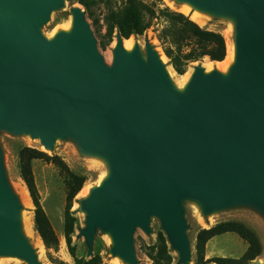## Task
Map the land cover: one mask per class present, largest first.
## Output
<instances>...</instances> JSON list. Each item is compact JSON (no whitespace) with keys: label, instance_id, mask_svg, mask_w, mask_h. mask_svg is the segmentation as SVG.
<instances>
[{"label":"water","instance_id":"obj_1","mask_svg":"<svg viewBox=\"0 0 264 264\" xmlns=\"http://www.w3.org/2000/svg\"><path fill=\"white\" fill-rule=\"evenodd\" d=\"M172 1L230 24L226 72L198 64L178 87L147 34L126 51L116 27L107 63L77 0H0V135L29 137L46 152L72 142L105 167L78 202L76 239L90 259L101 233L112 258L139 264L134 235L150 236L156 219L175 264H190L186 204L203 218L248 210L264 220V0ZM69 2V30L45 36ZM23 210L0 142V261L42 264Z\"/></svg>","mask_w":264,"mask_h":264},{"label":"rangeland","instance_id":"obj_2","mask_svg":"<svg viewBox=\"0 0 264 264\" xmlns=\"http://www.w3.org/2000/svg\"><path fill=\"white\" fill-rule=\"evenodd\" d=\"M104 3L96 7L94 16L89 17L87 14V21L97 39V47L99 53L103 56L107 63L111 62V50L113 48L114 35L111 43L104 38L107 32L104 17L108 9H119L122 7V0H104ZM146 6L154 8L155 10H162L168 8L171 11L179 12V5H176L172 0H139ZM108 2V5H106ZM77 4L67 3L63 10L51 14L49 22L43 27V34L47 37L54 32L63 29L70 20V8ZM180 13V12H179ZM97 20V21H95ZM168 26L167 19L164 15L157 12L156 19L153 20L152 27L149 28L142 36L132 35L130 38H137L141 46H143L144 35L147 34L151 43L155 46L157 52L163 58V63L173 83L180 87L184 81V77L192 72L193 66L200 64L205 65L212 63L209 70L220 67V65L211 62L207 57L202 58L196 62L189 63L185 67L183 75L177 74L169 59L164 54V45L158 40L159 32ZM205 30L220 33L226 43L232 44L233 35L230 29V24L222 20L207 19ZM115 33V32H114ZM187 52V49H183ZM0 142L4 152V165L9 181L15 192L21 199L24 210L22 213L23 227L26 236L30 240L33 247L37 250L39 260L42 264H85L95 256L100 258L101 264H122L118 259L112 258L109 254L110 241L106 235L98 233L94 240L93 257L87 258V248L84 244L83 238L76 239L78 230L84 226V216L79 211L78 202L81 196H76L72 201L69 209V216L73 220V232L70 236H66L65 213L67 210V194H68V176L59 168L49 162L43 160H35L32 162V172L39 195V202L43 216L52 231L53 238L56 240V248L46 249L43 241L35 230L34 211L35 208L29 196V203L22 199L19 185L26 188L19 174L18 154L24 147L35 148L46 153L48 156H57L68 167L69 171L77 176L85 178L84 187L95 186L98 183L99 177L105 171L103 165L96 166L88 158L83 157L72 142H57L52 152H46L39 145L37 141L31 140L29 137H11L5 134L0 135ZM27 189V188H26ZM28 192V191H27ZM29 194V193H28ZM186 219L189 224L188 235L191 241L192 259L190 264H196V235L201 229H208L216 224L225 222H238L245 225L248 229L256 234L261 246L262 255L256 260L264 261V220L257 214L248 210H234L225 213L216 214L209 218H203L197 208L193 204H186ZM151 229L153 230L150 236L144 234L141 230H137L134 235L135 251L139 264H153L156 261L158 264H175L177 255L171 251L166 236L160 224L156 219L151 222ZM40 239L43 245L42 253L40 252L37 240ZM247 244L234 234H224L211 239L204 248L203 260L212 258H240L246 251ZM251 262L254 264L255 261ZM2 264H24L15 259H1ZM215 264V263H209Z\"/></svg>","mask_w":264,"mask_h":264},{"label":"trees","instance_id":"obj_3","mask_svg":"<svg viewBox=\"0 0 264 264\" xmlns=\"http://www.w3.org/2000/svg\"><path fill=\"white\" fill-rule=\"evenodd\" d=\"M104 2V0H77V3L85 8L89 17H93L96 7ZM106 5H108V2ZM157 12L164 15L168 22V26L163 28L157 37L162 45L168 44L164 48V54L177 74L183 75L185 67L189 63L196 62L205 57L211 62H221L224 60L227 46L220 33L201 28L182 13L171 11L168 8L155 10L139 0H122V7L119 9H108L104 17L107 28L104 38L107 39L108 43H111L116 27L119 28L124 39H128L132 35L142 36L152 27L153 20L157 17ZM183 49H187V52H184ZM35 160H43L53 164L69 178V191L66 198L67 210L65 213L67 237L72 234L74 223L69 216V209L72 201L84 186L85 178L71 173L68 167L57 156L51 157L40 150L29 147H24L19 151V174L35 208V230L48 250L56 248L57 243L41 210L39 195L32 172V162ZM224 234H234L244 241L247 244L245 253L238 259L212 258L203 260L205 245L211 239ZM195 249L196 264H251V262L262 255V246L256 234L238 222L219 223L211 228L199 230L196 235ZM85 264H101V261L98 256H95ZM153 264L158 263L154 261Z\"/></svg>","mask_w":264,"mask_h":264},{"label":"bare ground","instance_id":"obj_4","mask_svg":"<svg viewBox=\"0 0 264 264\" xmlns=\"http://www.w3.org/2000/svg\"><path fill=\"white\" fill-rule=\"evenodd\" d=\"M76 6H77V4H76ZM178 11L180 13H182L183 15L187 16L191 21H193L194 23L199 25L201 28H203L206 25V21H207L208 18L205 15H203L202 13L198 12V11L191 10V8L188 5L180 6ZM69 28H70V20L65 25L63 30H69ZM230 29H231V27H230ZM114 45H115V39L113 41V46ZM134 45H135V40L133 38L129 37L128 39L123 40V47H124V49L126 51H131L133 49ZM233 57H234L233 45L227 42V52H226V56H225L224 60L221 61V62H214V63L220 65V67H218L219 70H221L223 72H226L227 69L229 68V66L231 65V63L233 62ZM162 60H163V58H162ZM211 65H212V63H209V64L205 65L207 67L205 69L208 71L209 70L208 68L211 67ZM190 75H191V72L184 77V81L181 83L180 87L181 86L182 87L185 86V84L188 82V80L190 78ZM91 162L93 164H95L96 166H99V167L101 165V162L98 161V160H91ZM105 176H106L105 172H102L100 177H99L98 183ZM19 190L21 191V195H22L23 201H25L26 203L30 204L29 203L30 199H29V194L27 192V189L24 186L19 185ZM89 190H90L89 186H86V187L83 186L82 189L80 190V192L77 194V196H81V197L87 196L89 194ZM37 243H38L40 252L42 253L43 245L41 243V240L38 239ZM0 264H2L1 261H0Z\"/></svg>","mask_w":264,"mask_h":264}]
</instances>
